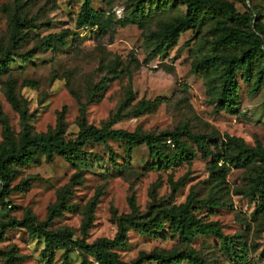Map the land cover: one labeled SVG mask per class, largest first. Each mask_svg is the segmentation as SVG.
<instances>
[{"label":"rangeland","instance_id":"obj_1","mask_svg":"<svg viewBox=\"0 0 264 264\" xmlns=\"http://www.w3.org/2000/svg\"><path fill=\"white\" fill-rule=\"evenodd\" d=\"M217 1L252 14L253 23L264 28V0ZM83 2L0 0V60L9 53L7 69L0 70V163L6 136L16 143L25 133L61 131L72 138L83 125L178 132L189 147L188 134L216 135L223 142L229 135L248 148L264 147V53L256 54L249 74L237 73V111L231 114L217 103L226 62L246 49H214L217 24L236 23L230 17H205L182 32L172 48L156 52V34L186 14L184 0H93L104 19L110 17L106 32L76 25ZM138 4H143L142 25H122ZM15 18L29 23L16 34ZM251 24L248 19L238 26L250 31ZM59 34L68 35L62 42L48 40ZM158 97L163 100L156 107L135 116L142 103ZM166 145L175 148L172 139ZM85 150L87 156L75 166L59 155L9 166L8 193L0 198V264L88 260L77 248L66 260L65 248L49 249L41 235L5 226L25 216L87 243L120 238L124 243L114 251L127 263L163 264L173 255L193 253L204 264H264V181L256 186L264 168L260 161L237 166L231 162L238 152L233 149L226 163L196 153L189 162L149 170L154 159L144 144L130 157L120 140ZM186 201L197 218L216 223L226 246L215 234L181 241L177 235L150 236L135 226Z\"/></svg>","mask_w":264,"mask_h":264},{"label":"trees","instance_id":"obj_2","mask_svg":"<svg viewBox=\"0 0 264 264\" xmlns=\"http://www.w3.org/2000/svg\"><path fill=\"white\" fill-rule=\"evenodd\" d=\"M184 1L187 7L186 14L173 20L160 33L156 34L155 51L166 52L172 48L182 32L195 27L205 17H216L219 14L230 17L236 23L225 21L217 24L218 37L214 44V49L216 51H226L236 47L246 48L241 56H230L226 62V68L220 76L217 103L227 112L234 114L237 111L239 100L238 83L236 80L237 73L244 69L249 74L255 64L256 54L258 52L264 53V28L260 26L257 20L253 23L255 16L247 12L239 13L234 6L225 2L217 0ZM104 16L105 12L98 11L93 7V0H84L76 19V25L78 27H96L100 32H106L110 17L104 19ZM248 19L252 20L250 31L238 26V23H246ZM143 21V4H138L129 17L123 20L122 25L133 23L142 25ZM14 24L15 34L19 27L29 25L27 21H22L19 18L14 19ZM67 35H49L48 40L56 39L58 42H62ZM8 54L0 60L1 71H5L8 67ZM209 65L212 64L209 63ZM258 84L260 82H257L256 85ZM9 98L13 104L16 103L12 94H9ZM162 100L163 98L158 97L153 101L142 103L140 109L134 113L135 116L152 110L151 108L156 107ZM187 136L192 144L191 147L183 142L178 132H163L155 135L139 130L129 132L122 129L110 130L106 127L100 129L93 125H83L72 138L62 135L61 131L55 134L54 132L36 135L25 133L20 142L16 143L6 136L8 143L5 156L0 163V198L8 193L5 187L9 181L10 165H21L35 161L39 159V155H45L49 160L54 155H59L75 166L79 159L87 156L85 147L103 143L109 139L123 141L128 157H130L135 147L141 144L146 145L149 154L154 159V162L148 167L149 170L168 169L180 163L189 162L194 159L196 153H199L203 158H207L215 164H218L220 161L226 163L228 162V155L232 154L233 149L238 150L237 154H234L231 158V162L235 163V165L250 163L255 159L264 165V147L261 145H257L255 148H248L242 139L229 135L226 136L225 142L221 141L216 135L188 134ZM169 139H172L175 143L173 150H169L166 147V142ZM212 175L218 176L216 170L212 169ZM261 181H264V168L256 181V186ZM5 226L22 227L32 235H41L45 238L47 248L49 249L65 248L64 257L66 260L68 259L69 252L73 248H77L86 254L88 259L82 264H139V262L127 263L119 259L114 250L123 245L124 242L120 238H101L96 242L87 243L80 239H73V236L64 230H47L48 222L37 224L29 216H25L21 220L9 219ZM135 226L142 233L150 236H154L156 233L163 237L177 235L181 241H187L197 235L215 234L223 246L227 245L226 236L216 226L215 222H203L192 213L190 201L171 205L151 221L135 224ZM154 229H156L155 233L152 231ZM184 260H187L190 264H204L193 253L173 255L164 260L163 264H181Z\"/></svg>","mask_w":264,"mask_h":264}]
</instances>
